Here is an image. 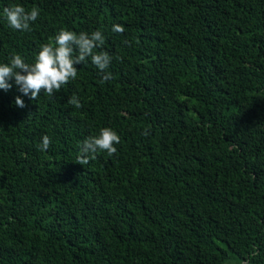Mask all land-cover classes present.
Here are the masks:
<instances>
[{"label": "trees", "instance_id": "trees-1", "mask_svg": "<svg viewBox=\"0 0 264 264\" xmlns=\"http://www.w3.org/2000/svg\"><path fill=\"white\" fill-rule=\"evenodd\" d=\"M61 29L101 31L112 78L0 90V264H264V0H0V63ZM103 127L117 152L76 163Z\"/></svg>", "mask_w": 264, "mask_h": 264}, {"label": "clouds", "instance_id": "clouds-1", "mask_svg": "<svg viewBox=\"0 0 264 264\" xmlns=\"http://www.w3.org/2000/svg\"><path fill=\"white\" fill-rule=\"evenodd\" d=\"M39 14V8L33 7L29 11L19 4L5 7L2 13L9 27L21 32L31 31V25L38 19ZM112 31L123 34L124 27L116 24L113 25ZM105 39L99 30L77 34L61 29L54 37L49 38L47 43L40 46L33 63L26 62L19 54H13L7 63H0V90H11V81L18 91L30 100L38 99L41 93L52 97L64 85L76 79L78 69L75 65L85 63L88 58L104 73L100 82H107L112 78V74L105 70L110 66L112 57L107 51H97L104 46ZM68 102L75 108L83 107L76 95ZM15 104L20 108L26 106L20 96L15 98ZM142 134L150 135V130L145 129ZM119 143L120 136L117 132L110 127H103L98 135L89 136L81 142L76 163L86 165L96 158L98 152H107L109 156H113L117 152L114 145ZM50 144V137L43 136L40 150L46 151Z\"/></svg>", "mask_w": 264, "mask_h": 264}]
</instances>
